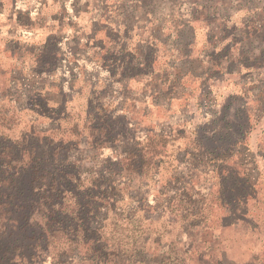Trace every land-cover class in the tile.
Segmentation results:
<instances>
[{
  "label": "trees",
  "instance_id": "16d2710c",
  "mask_svg": "<svg viewBox=\"0 0 264 264\" xmlns=\"http://www.w3.org/2000/svg\"><path fill=\"white\" fill-rule=\"evenodd\" d=\"M149 2L122 0L116 11L124 27L123 38L112 37L109 51L122 50L118 43L128 41L125 31H131L136 3L145 7L143 12L152 13L147 10ZM170 11L161 20L177 27L176 33L162 37L156 26L141 44L135 43V51L126 44L120 86L91 91L95 79L86 72L81 85L65 90L64 98L59 88H43L39 71L8 73V86L0 88L1 122L7 116L12 119V114L28 113V119L27 128L16 138L0 125V264H233L220 247V233L216 234L210 219L215 210L221 211L214 218L225 229L227 221L239 214L235 211L248 214L249 202L256 205L258 200L251 194L259 192L258 179L254 182L258 175L255 157L264 161L263 147L257 146V153L248 155L249 168L241 176L249 148L239 123L218 127L215 119L195 127L197 135L212 126L211 135L220 142L221 153L210 152L207 145L204 150L205 143L197 137L190 140L184 125L192 123L194 113L188 110L194 96L202 120L205 112L215 111L212 100L216 102L221 94L211 98L206 82L222 79L224 72L247 80L258 69L252 66L260 57H241L243 45L236 56L229 52L230 43L218 48V42L229 34L233 42L241 35L251 36L253 29L247 21L232 31L225 22L217 24L215 33L209 29L212 48H202L193 58L195 38L183 32L189 21L181 22ZM162 46L166 54L171 53L163 68L168 71L153 66ZM137 66L141 73H131ZM241 67L245 68L242 76L235 72ZM195 81L198 85L191 89L188 104L179 105L162 121H143L149 105L167 113L171 110L167 103L176 96L186 100V84ZM76 95L84 115L83 132L66 140L55 138L53 131L67 119L65 110L74 104ZM68 97L69 105L49 104ZM177 113H184L186 121ZM39 118L46 121L39 124ZM72 128L78 130L77 124ZM208 175L210 186L201 182ZM240 221L250 224L245 218ZM247 264H264V259L253 258Z\"/></svg>",
  "mask_w": 264,
  "mask_h": 264
},
{
  "label": "rangeland",
  "instance_id": "374dc122",
  "mask_svg": "<svg viewBox=\"0 0 264 264\" xmlns=\"http://www.w3.org/2000/svg\"><path fill=\"white\" fill-rule=\"evenodd\" d=\"M86 1L87 3L90 1L96 2V0ZM176 1L177 3L173 4V0H150L147 10H150L152 13L143 12L142 10H144L145 7L140 8V5H137L136 3V8L133 11V24L130 25L131 31L129 32L130 35L128 36L127 41V44L130 45L131 50L135 51V43L138 44V41H140L141 44L146 39L149 31H151V29H156V26L158 27L157 34H164L162 37L167 34L176 33L177 27H175L168 20H161L162 16H167L168 12L171 9L172 10L170 11V14L174 16L175 13V15L179 17V20L181 22L182 20L189 21V25L184 27L183 32H185L184 36L192 35L195 38V41L191 43L193 44V52L191 54L193 58H195L199 54V51L202 48H204L206 51L212 48L213 44L208 42V38L211 32L215 33L217 24H223L225 22L224 26L232 31L235 28L241 29L244 23L248 21L251 25L250 28L253 29V34L251 36L243 37V35H241L240 38L236 40V42H233L231 34L227 35L221 43L218 42V48H220L222 44L230 43V46L232 48L229 52L231 54L233 53V55L235 56L239 55L237 50H239L241 45H243L245 50L241 53V57H250L252 59L260 57L258 58L256 65L252 66L258 69L253 71L252 75L247 80L241 79V77L236 74L228 75L226 72H224L222 80H220L223 86V92L221 93L219 102V105L221 106L219 110L220 114L217 119L218 123L216 126L219 127L223 124H232V122L239 123V125L242 126V131L240 132L242 133V137L244 138L245 145H247V147L249 148V153L245 155V164H243L242 162L243 167L241 176H243L246 173V169L249 168V163L247 164L246 162L249 160L250 155L253 156L257 153V146L261 145L264 150V0ZM108 2L110 5L109 7L118 8L119 6H121L122 0H108ZM92 8H94V6H92L91 9ZM86 9L90 10L88 8ZM110 12H113V9L111 11L110 8ZM146 14L152 17H149ZM190 14H192L191 16L193 17H190ZM149 21H151L152 24ZM182 27L183 25L181 24V29ZM193 27L195 28L194 31L191 30ZM209 29L212 30L211 32H209V35H207ZM215 36L216 35L212 36V38H215ZM113 37L114 39L120 38V36L117 35H114ZM213 42H215V40ZM164 47L165 46L158 47V58L153 61L154 68L159 69V71L165 68V64L168 63V56L171 54H166V49ZM174 55H176V53H174ZM176 58V60H178L180 59V56H176ZM222 62L224 63L223 60ZM131 68L132 67H130L129 69ZM140 69V66H137V68H133L130 72L140 74ZM234 69L235 66L232 65L231 70L234 71ZM239 70L241 71L237 70L235 72H241L240 75L242 76L244 74L245 68L241 67ZM164 71H168V69ZM2 84L8 86V74H4V76L0 77V88ZM197 85L198 82L195 81L194 83L189 84L188 88L193 89L196 88ZM248 89L250 90L247 91ZM79 99V95L74 96V98L72 99L74 100V104L70 107V109L69 107H67V110H65V113H68V117L66 120L61 122V127L53 131V135L55 136V138L62 137L66 140L67 138L75 137L76 133L83 132V130L81 129L83 126L82 121L84 119V115L83 111L78 108L79 102L81 101ZM196 102H198L196 96L192 97V107L188 110V114L194 113V117L193 119H191L192 123L186 122L184 125V127L187 129L186 134L190 136V140H193L196 137L199 138V140H202L205 143L204 150H206L207 145L210 152H213L215 150L216 152L221 153L220 142H218L217 138H214L211 135V130L213 129L212 126H210L209 131H197V135H195L194 133L195 127L206 121L202 120L198 116L199 110L195 105ZM242 104H244V107H241ZM177 105L178 104L175 103L173 107L174 110ZM227 105L230 106L229 109L225 112L224 107ZM50 106L57 107L55 103L51 104ZM0 107H2V104H0ZM142 108L144 109L145 107ZM237 108H239L238 111L236 110ZM145 109L146 110L144 114L146 115L143 121H146V124H151V122H153L155 118H159V120L162 121L173 111L170 110V112L166 113L162 110L155 109L151 105H149L148 109ZM139 111L142 112L141 109ZM236 112L237 116H235ZM27 114L28 113H23L21 115L12 114V119L11 116H7L3 122L8 123L4 125L3 122H1L2 118H4V115L0 113V125L10 129V136L16 138L21 131L27 128ZM38 121V123L40 124V122L46 121V119L44 120L43 118H39ZM74 124H77L78 130L72 128ZM182 124L183 122H179L178 125L181 126ZM10 125L11 128H9ZM55 128L56 127H53L52 129ZM215 135L217 137L216 132ZM255 162L258 167V170H256L258 171V175L255 177L254 182L258 179L259 185L257 186V188H259V192L251 194L256 198V200H258V204L256 203L255 205L253 201H250L245 208L249 210L248 214L244 213L243 210L235 211L239 214H236V217L233 220L227 221V223L229 224L225 229H221V227H219L218 225L217 219L214 218L215 213L222 214L221 211L218 212L217 210H215L216 212L213 213L210 219V225L212 226V228H216V234L220 233V247L225 251L227 258L231 260L233 264H247L248 262L253 260V258L264 259V173L261 171L264 161H261L260 156L257 155L255 157ZM203 181H205L208 186L211 185L209 175L208 180L202 179L201 182ZM216 190L217 189L214 187L213 194L216 192ZM250 216L252 217V220L251 218H249ZM241 218H245L246 223H250L249 226L242 225V222L240 221ZM230 223H233L235 225L230 226Z\"/></svg>",
  "mask_w": 264,
  "mask_h": 264
},
{
  "label": "crops",
  "instance_id": "0c3cea01",
  "mask_svg": "<svg viewBox=\"0 0 264 264\" xmlns=\"http://www.w3.org/2000/svg\"><path fill=\"white\" fill-rule=\"evenodd\" d=\"M92 6L94 8L91 9ZM109 6L108 0L88 3L86 0H0V77L17 69L29 74L39 71L43 73V88H59L64 98L67 96L65 90H75L81 85L86 72L95 79L91 91L122 85L126 66L123 60L124 55H128V51H124L127 41L118 43L121 51L108 50L112 37L117 35L122 39L124 33L118 18L120 12ZM128 34V30L125 31L127 37ZM117 52L119 56L115 54ZM220 80L216 78L206 82L213 99L223 92ZM188 86L186 84L187 93L185 91L183 95L186 100L178 95L170 103L166 102L171 110H174L175 103L177 107L188 104L192 89ZM93 97L97 98V95ZM68 100L69 97L66 101H50L49 104L69 105ZM212 102L216 104L211 108L215 111L205 112L206 121L218 119L220 114V96ZM191 107L190 102L189 109ZM177 115L185 119L184 113Z\"/></svg>",
  "mask_w": 264,
  "mask_h": 264
}]
</instances>
